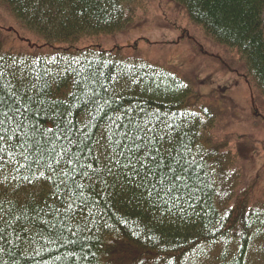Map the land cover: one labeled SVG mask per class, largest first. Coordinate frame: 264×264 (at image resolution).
<instances>
[{"label":"trees","instance_id":"trees-1","mask_svg":"<svg viewBox=\"0 0 264 264\" xmlns=\"http://www.w3.org/2000/svg\"><path fill=\"white\" fill-rule=\"evenodd\" d=\"M171 1L205 40L230 54L264 101V0ZM148 6L149 0H0V63L35 83L45 102L39 113L44 127L60 124L63 114L78 128L88 125L94 142L130 118L182 140L195 165L192 194L152 205L101 184L85 209L93 218L71 223L76 234L64 231L52 243L49 231L33 222L55 219L59 226L60 218L44 207L58 206L57 189L43 177L28 184L27 172L5 168L0 216L17 231L7 228L0 264H131L135 257L136 264H264V199L252 197L239 155L213 134L216 112L176 68L98 42L135 27ZM19 30L32 34L36 45L5 47L3 34ZM33 205L39 215L30 211Z\"/></svg>","mask_w":264,"mask_h":264},{"label":"snow or ice","instance_id":"snow-or-ice-1","mask_svg":"<svg viewBox=\"0 0 264 264\" xmlns=\"http://www.w3.org/2000/svg\"><path fill=\"white\" fill-rule=\"evenodd\" d=\"M3 59L0 57V61ZM17 72L18 69L0 63V172L5 168L27 172L29 175L23 179L28 184L33 183V176L51 180L57 189L53 196L58 206L44 207L50 208L47 215L60 218L59 226L55 219L33 222V227L49 231L50 242L55 243L64 231L74 236L71 223L93 218L85 209L95 203L90 197L98 195L101 184L131 192L152 205L175 203L192 194L189 182L195 165L187 158L182 140L168 133L160 135L155 126L134 123L130 118L127 123L117 122L108 129L110 135L102 133L103 139L94 142L87 132L88 125L78 128L63 114L60 124L44 127L39 113L45 102L40 100L35 83L22 71L19 75ZM45 87L50 91L47 83ZM6 191L0 188V197ZM30 211L40 214L34 205ZM0 224L4 225L0 228L2 249L8 243L7 228L13 227L14 232L17 229L5 216H0ZM138 259L133 258L131 264Z\"/></svg>","mask_w":264,"mask_h":264},{"label":"rangeland","instance_id":"rangeland-1","mask_svg":"<svg viewBox=\"0 0 264 264\" xmlns=\"http://www.w3.org/2000/svg\"><path fill=\"white\" fill-rule=\"evenodd\" d=\"M2 38L7 48L20 49L26 41L29 47L36 45L32 34L22 30ZM98 42L104 49L118 45L126 54L139 53L157 67H174L193 83L199 100L217 114L213 134L239 155L252 197L264 199V101L253 94L250 77L226 50L205 40L171 0H149L135 27ZM195 100L193 96L191 102Z\"/></svg>","mask_w":264,"mask_h":264}]
</instances>
